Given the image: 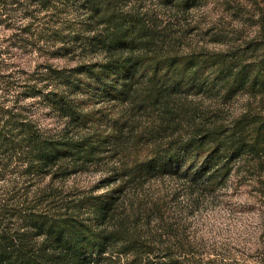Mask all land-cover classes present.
<instances>
[{
  "label": "trees",
  "instance_id": "trees-1",
  "mask_svg": "<svg viewBox=\"0 0 264 264\" xmlns=\"http://www.w3.org/2000/svg\"><path fill=\"white\" fill-rule=\"evenodd\" d=\"M150 1L78 0L65 20L43 0L8 39L64 63L46 57L18 85L0 59V85L18 86L0 97V264H240L197 250L189 211L237 161L264 165V111L230 110L264 91V61L235 69L186 41L180 12L198 0ZM88 48L99 57L78 55Z\"/></svg>",
  "mask_w": 264,
  "mask_h": 264
},
{
  "label": "rangeland",
  "instance_id": "rangeland-1",
  "mask_svg": "<svg viewBox=\"0 0 264 264\" xmlns=\"http://www.w3.org/2000/svg\"><path fill=\"white\" fill-rule=\"evenodd\" d=\"M42 1L0 0V59L7 63L6 75L18 85L37 74L38 63L46 57L53 59L57 65L64 63L63 56L53 55V49L48 45L42 49L33 44L21 48L8 41L12 32L25 27L28 15L48 11ZM56 1L64 19H73L79 10L78 0ZM145 1L151 3L150 0ZM180 13V16L186 17L187 25L194 27L187 31L186 41L213 51L229 52L235 58V69L245 67L255 72L263 64L264 0H198L185 13ZM78 55L87 59L99 57L89 48ZM39 84L46 86L44 79ZM17 88L13 86L12 90H8L0 85V97L11 99ZM254 92L255 96L251 97L248 93H239L230 110L238 113L246 103L251 102L264 111V91L256 89ZM98 101H91L95 108L102 105ZM45 119L48 121L49 117ZM235 166L240 169H234L233 175L214 197H204L194 211H189L191 229L198 233V238H195L198 241L197 250L203 254L228 256L230 260L237 258L240 264H260L264 261V165L253 162L242 165L237 161ZM96 175L95 171H90L76 180L83 185ZM258 175H263V178L259 180ZM240 177L245 181L237 185ZM72 181L70 179L69 182ZM4 183L1 179L0 191Z\"/></svg>",
  "mask_w": 264,
  "mask_h": 264
}]
</instances>
